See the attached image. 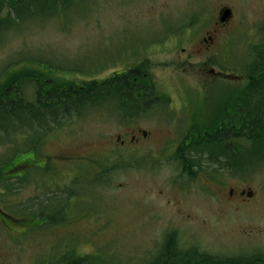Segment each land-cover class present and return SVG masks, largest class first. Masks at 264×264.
Returning <instances> with one entry per match:
<instances>
[{
    "label": "rangeland",
    "instance_id": "1",
    "mask_svg": "<svg viewBox=\"0 0 264 264\" xmlns=\"http://www.w3.org/2000/svg\"><path fill=\"white\" fill-rule=\"evenodd\" d=\"M225 7L231 18L218 23ZM263 23L264 0H78L60 16L2 25L0 84L16 70L42 66L53 83L67 81L77 90L143 64L163 97L143 112V105L123 112L113 100L83 105L70 122L52 127L40 143L45 157L35 164L49 157L42 209L63 222L33 227L23 206L43 200L44 189H27L19 178L5 181L10 198L3 210L23 221L0 222V264H55L72 253L98 256L101 264H143L170 231L177 232L179 249L195 247L220 264H264V160L246 163L241 156L226 168L185 154L195 166L183 171L176 158L184 136L218 123L225 100L245 89L244 66ZM35 89L22 88L29 105ZM236 98L227 100L233 108ZM195 108L211 112L191 116ZM17 117L4 115L0 124H22ZM199 118L207 122L185 126ZM11 128L5 139L0 130V166L10 157L23 161L15 152L33 139L26 127ZM86 157L95 159L92 175L104 181L99 176L92 184L89 174H76L88 172L86 163L77 165ZM76 177L80 186L69 199Z\"/></svg>",
    "mask_w": 264,
    "mask_h": 264
},
{
    "label": "trees",
    "instance_id": "2",
    "mask_svg": "<svg viewBox=\"0 0 264 264\" xmlns=\"http://www.w3.org/2000/svg\"><path fill=\"white\" fill-rule=\"evenodd\" d=\"M78 0H0V16L6 13L4 19H0V29L4 24L24 25L32 20L43 21L55 16H60L76 5ZM42 66L38 69L21 68L15 73L7 75L5 83L0 84V121L4 122V115L19 114L24 123L29 118V123L41 125L43 135L49 134L54 126H60V121L68 119L74 113L82 110L83 105H95L103 100H113L119 105V109L125 112L128 109H136L152 103H159L160 99L153 90V85L147 74V68L141 64L128 70L125 76H115L99 83H85L77 87L70 82L53 83L49 73L44 74ZM245 89L232 94L225 102L223 108L218 111V123L206 127L203 141L190 143V147L176 154L178 160L188 161L187 156L207 155V161L211 164L223 167L237 166L239 158L243 160H264V23L260 26V40L251 48L249 59L244 66ZM27 84L34 86V100L28 106L23 98L22 88ZM43 90V93L41 92ZM159 94V93H158ZM236 96L235 108L228 104L227 100ZM9 108L7 111H5ZM142 110V111H143ZM7 112V114H6ZM9 119L6 118L5 122ZM45 119V125H43ZM65 121V122H66ZM52 124H51V123ZM64 122V123H65ZM63 123V124H64ZM5 125L0 124V130ZM51 127V128H50ZM197 145V149L194 146ZM197 149V150H196ZM27 153L24 151H17ZM23 154V155H24ZM186 154V158H185ZM28 153L25 154L27 157ZM245 158V159H244ZM24 159V158H23ZM24 162L17 163L13 158L14 172ZM188 165V164H187ZM104 175H98L97 177ZM188 176L193 177L192 174ZM52 224L58 223L49 219ZM37 227V222H31ZM178 235L170 231L163 237L157 251L149 261L143 264H220V261L201 254L197 248L183 251L178 248ZM178 248V249H177ZM98 256H80L74 253L64 255L55 264H89ZM99 264L100 257L98 258ZM40 264V263H39Z\"/></svg>",
    "mask_w": 264,
    "mask_h": 264
},
{
    "label": "flooded vegetation",
    "instance_id": "3",
    "mask_svg": "<svg viewBox=\"0 0 264 264\" xmlns=\"http://www.w3.org/2000/svg\"><path fill=\"white\" fill-rule=\"evenodd\" d=\"M212 42V38L208 37V40L206 39H202V41L200 42L204 47L207 46L209 43ZM210 73L214 76H217L218 74H221L220 72H214V70H211ZM187 101V100H185ZM153 104L147 105V108L151 107ZM29 106V104H28ZM154 106V105H153ZM215 111V109H212V112ZM199 112H203L206 115H209L211 112V110L209 108L205 109H199V108H195V110H193L192 112H190L191 116H193L194 114H198ZM213 115V114H212ZM211 115V116H212ZM209 120V119H208ZM194 123L186 125V126H191V125H203L207 122L206 119H195ZM29 118L26 120V126L28 125V127H26V134H28L29 138H33L30 139L27 143V157L24 159V163L22 164V166H20L19 168L22 169V174L25 177V186L27 189H31L30 186L35 187L37 189H41L43 188V192H42V197L44 198L43 200H34V201H28L25 203L24 206H26V215L25 218L26 220H28L29 222H37V224H46L47 222V215L45 213V211L42 209L44 208L43 205L46 206V200H45V187H46V182H44L46 180V172L47 171V161L46 164L43 166L38 167L35 163L41 159L44 158L45 156H43L42 153V149L40 150V143L43 141L42 137V133L44 132L41 128V125H36L35 128H32L29 124ZM204 130H200V131H196L197 133H193L191 135L188 136H184V144L185 146H183V150L186 149L187 147H190V143H195V142H199V141H203L206 138V135L204 134ZM197 149H201L198 148L197 145L194 146ZM181 146L178 148V151L180 152ZM196 149V150H197ZM38 152V157H35V153ZM180 154V153H179ZM90 156V153L89 155ZM40 157V158H39ZM37 158H39L37 160ZM86 160H90L89 157L85 158ZM12 164V165H11ZM186 164V166H181V170L186 171V170H190V166H192V163H190L189 161H184V165ZM188 164V165H187ZM195 166V165H194ZM13 158H8L7 162L5 164H3L2 166H0V222L7 226L9 224H11V222L13 223H18V225H21L22 221L21 219L15 218L12 214V212H5L3 210V208H8L9 204L7 201L4 200V198H7V200L10 198V194L9 193H5V190L7 189V186L5 184V181H8L10 179H14L15 178V172H14V168H13ZM38 173V174H37ZM52 173L54 174L52 178L55 177V175L57 174L55 171L52 170ZM39 174H41V178L39 177ZM76 174L80 175V174H84L80 171H78ZM76 177V179L72 182L73 188L72 191H70L69 193H72L73 197L76 195V192L74 189L79 188L80 186V178ZM87 178L89 180H87V182H89L91 180V177L87 176ZM11 190V189H10ZM244 194V192H242L240 195L242 196ZM233 192L230 191L229 196H232ZM28 209V210H27ZM29 211V212H28ZM10 213V214H8ZM28 213V214H27ZM41 225V226H42ZM22 226V225H21ZM40 227V225H38ZM29 227V226H28Z\"/></svg>",
    "mask_w": 264,
    "mask_h": 264
},
{
    "label": "water",
    "instance_id": "4",
    "mask_svg": "<svg viewBox=\"0 0 264 264\" xmlns=\"http://www.w3.org/2000/svg\"><path fill=\"white\" fill-rule=\"evenodd\" d=\"M231 17V13L229 10L224 9L220 12V18L219 21L220 22H226L229 18Z\"/></svg>",
    "mask_w": 264,
    "mask_h": 264
},
{
    "label": "bare ground",
    "instance_id": "5",
    "mask_svg": "<svg viewBox=\"0 0 264 264\" xmlns=\"http://www.w3.org/2000/svg\"><path fill=\"white\" fill-rule=\"evenodd\" d=\"M202 130V129H201Z\"/></svg>",
    "mask_w": 264,
    "mask_h": 264
}]
</instances>
